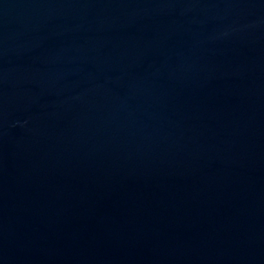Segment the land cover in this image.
<instances>
[{
    "label": "water",
    "instance_id": "95a60500",
    "mask_svg": "<svg viewBox=\"0 0 264 264\" xmlns=\"http://www.w3.org/2000/svg\"><path fill=\"white\" fill-rule=\"evenodd\" d=\"M0 264H264V0H0Z\"/></svg>",
    "mask_w": 264,
    "mask_h": 264
}]
</instances>
